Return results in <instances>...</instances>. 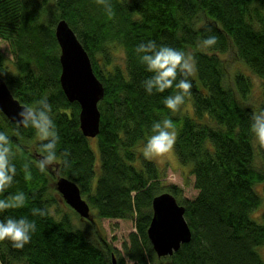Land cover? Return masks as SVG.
Here are the masks:
<instances>
[{
	"label": "trees",
	"instance_id": "trees-1",
	"mask_svg": "<svg viewBox=\"0 0 264 264\" xmlns=\"http://www.w3.org/2000/svg\"><path fill=\"white\" fill-rule=\"evenodd\" d=\"M61 20L88 52L105 89L94 139L82 134L80 106L67 100L60 85L55 27ZM208 35L216 37L215 45L198 47ZM149 39L192 52L195 72L188 77L192 87L184 102L191 105L190 113H180V107L173 114L163 105L172 88L151 95L144 91L141 82L150 73L136 46ZM0 40L14 56L7 67L0 52L1 77L22 105L35 107L37 99L48 97L59 136L58 159L40 171L43 141L31 127L13 124L0 112V131L9 138L10 162L16 165L0 199L25 194V205L3 210L0 219L24 217L36 225L21 249L0 241V264H113L114 257L117 264H264V214L253 216L262 207L257 186L264 184V146L249 130L252 113L264 108V83L261 102L249 103L251 76L237 71L229 86L219 56L233 53L264 82V0H0ZM118 52L125 55L124 66L115 62ZM164 117L175 126L179 166L195 178L193 200H181L183 190L177 186L164 190V171L143 154L152 123ZM25 163L30 181L24 179ZM56 167L90 205L95 221H82L83 229L68 214L57 220L30 212L57 204ZM162 193L185 207L192 239L173 256L158 258L147 230L152 201ZM100 219L134 221L136 231L122 254L100 232Z\"/></svg>",
	"mask_w": 264,
	"mask_h": 264
},
{
	"label": "clouds",
	"instance_id": "clouds-1",
	"mask_svg": "<svg viewBox=\"0 0 264 264\" xmlns=\"http://www.w3.org/2000/svg\"><path fill=\"white\" fill-rule=\"evenodd\" d=\"M109 15L111 10L109 8ZM216 37L208 35L198 42V47L208 49L215 45ZM136 52L140 54V61L144 64L149 76L141 82L144 91L162 93L172 88L171 94L163 97V105L173 114L177 112L185 102L186 96L190 95L192 83L188 77L195 72V58L191 53L179 50L167 44H157L149 39L142 41L136 46ZM178 73L180 78L178 79ZM17 122L24 127H31L36 137L43 141L39 145L41 153L37 162L40 171L58 159L56 122L53 118V110L46 95L35 101V107L22 108L17 113ZM249 130L253 139L261 146H264V108L253 112L250 117ZM8 136L0 131V191L7 188L16 174V165L10 162V147ZM176 132L171 118L164 117L156 120L151 125V134L143 144V154L156 156L168 152L175 143ZM64 162L68 163L70 152L64 150ZM24 179H32L28 164L24 165ZM25 205V194L17 192L10 194L5 199H0V212L6 209H17ZM32 216L52 215L51 209L32 207ZM36 230L34 222H29L24 217H5L0 219V241L7 240L16 249L23 248L31 239V234Z\"/></svg>",
	"mask_w": 264,
	"mask_h": 264
},
{
	"label": "water",
	"instance_id": "water-1",
	"mask_svg": "<svg viewBox=\"0 0 264 264\" xmlns=\"http://www.w3.org/2000/svg\"><path fill=\"white\" fill-rule=\"evenodd\" d=\"M55 37L60 48V85L67 100L80 106V130L86 138L94 139L100 133L101 113L99 103L105 89L94 73L92 61L75 32L65 20L55 27ZM22 105L12 94L0 73V112L13 124H18L17 113ZM48 167H51L49 165ZM55 189L81 221L94 222L88 202L73 181L57 173ZM153 215L147 230L148 239L158 258L171 257L192 239V231L186 221L184 206L170 193H162L152 201ZM116 263L115 257L112 259Z\"/></svg>",
	"mask_w": 264,
	"mask_h": 264
},
{
	"label": "rangeland",
	"instance_id": "rangeland-1",
	"mask_svg": "<svg viewBox=\"0 0 264 264\" xmlns=\"http://www.w3.org/2000/svg\"><path fill=\"white\" fill-rule=\"evenodd\" d=\"M0 52L3 55L5 66H12L14 56L12 54L11 47L7 42L0 40ZM188 53L192 54V52ZM219 56L225 62L228 73L227 78L229 86L233 85L232 76L233 73L237 71L244 72L245 74L251 76L254 90L249 99V103L259 104L261 102L262 86L264 82L256 76L252 75L250 71H248L246 66L243 65L240 61L235 60V55L233 53H227ZM115 62L120 66L125 65V55L123 52L117 53ZM180 107V113H183L185 111H188L190 113L192 109L189 102L181 105ZM92 144L95 145V141ZM94 148L97 151L96 145L94 146ZM147 158L152 160L160 169L164 171L165 178L163 179L162 183L164 190H167V188L170 186H177L183 190L180 197L181 200H193L197 197L198 190L195 188V178L191 175L188 168H182L179 166L173 151V146L166 153L156 156H147ZM257 191L262 198V207L255 211L253 216L256 219L264 214V184H260L259 186H257ZM60 198L61 197H59V195L55 196L57 204L50 207L53 213L52 215L57 220H59L62 216L68 214L70 215L73 225L78 229H83L85 223H83L80 220V217L75 214V211L64 201H61ZM97 225L106 241L111 244L113 248L117 249L121 254L123 253L124 244L129 242L130 234L136 231L135 223L131 220L100 219L97 220ZM260 253L264 259V248L260 249ZM128 264L132 263L128 262Z\"/></svg>",
	"mask_w": 264,
	"mask_h": 264
},
{
	"label": "flooded vegetation",
	"instance_id": "flooded-vegetation-1",
	"mask_svg": "<svg viewBox=\"0 0 264 264\" xmlns=\"http://www.w3.org/2000/svg\"><path fill=\"white\" fill-rule=\"evenodd\" d=\"M61 201H64L62 198H60ZM65 202V201H64Z\"/></svg>",
	"mask_w": 264,
	"mask_h": 264
}]
</instances>
